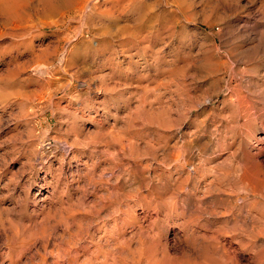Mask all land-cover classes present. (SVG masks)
<instances>
[{"label":"rangeland","instance_id":"1","mask_svg":"<svg viewBox=\"0 0 264 264\" xmlns=\"http://www.w3.org/2000/svg\"><path fill=\"white\" fill-rule=\"evenodd\" d=\"M57 263L264 264V0H0V264Z\"/></svg>","mask_w":264,"mask_h":264},{"label":"bare ground","instance_id":"2","mask_svg":"<svg viewBox=\"0 0 264 264\" xmlns=\"http://www.w3.org/2000/svg\"><path fill=\"white\" fill-rule=\"evenodd\" d=\"M62 60H63V59H62ZM33 71H34V73H36V74H37V73H39V74H44V73H49V72L51 71V68H50L49 66L46 67L45 65H44V67H41V65L38 64V65H36V66L33 68ZM64 145H65V144H64ZM61 146H62V145H61ZM46 147H47L48 149L55 148V147H52V144H50V143H49V145L46 146ZM63 151H64L65 153H68V152H69V147H65V146H64ZM79 203H80V202H79ZM79 203H78V204H79ZM100 209H101V208H100ZM100 209H99V210H100ZM119 210H120V211H124V210H121V209H119ZM66 211H67V210H66ZM66 211H63V212H66ZM97 211H98V209H97ZM120 211H119V213H120ZM59 212H60V211H59ZM63 212H62V213L60 212V213L63 214ZM95 212H96V211H95ZM98 212H100V211H98ZM121 213H122V212H121ZM97 214H98V213H97ZM97 214H96V216H97ZM122 214H123V213H122ZM66 215H67V214H66ZM94 215H95V214H94ZM118 215H119V214H118ZM56 216H57V215H55L54 217H56ZM61 216H62V215H61ZM61 216H59V218H60ZM64 216H65V215L63 214L62 217H64ZM67 216H68V215H67ZM98 216H99V214H98ZM57 217H58V216H57ZM57 217H56V218H57ZM94 217H95V216H94ZM120 217H121V216H120ZM123 217H124V216H122L121 218H123ZM64 218H65V217H64ZM66 218H67V217H66ZM49 219H52V218L49 216L47 220H49ZM54 219H55V218H54ZM54 219H52V220H54ZM62 219H63V218H62ZM62 219H61V220H62ZM72 219H73V218H72ZM55 220H56V222L59 223L58 219H55ZM55 220L53 221V223H55ZM61 220H60V221H61ZM121 220H122V219H121ZM123 220H124V219H123ZM66 221H67V220H66ZM66 221H65V222L62 221V222H63V223H66ZM124 221H125V220H124ZM49 222H50V221H49ZM94 222H95V221H94ZM50 223H51V222H50ZM58 223H56V224H58ZM63 223H62V225H63ZM85 223H86V222H85ZM46 224H47V223H46ZM66 224H68V222H67ZM73 224H74V223H73ZM75 224H76V223H75ZM78 224H79V226H80V223H78ZM120 224H124V222H122V223H120ZM52 225H53V224H51V225L49 224L50 227H51ZM59 225L61 226V222H60ZM47 226H48V225H45L46 228H47ZM49 226H48V227H49ZM53 226H54V225H53ZM64 226H65V225H64ZM70 226H71V225L68 224V227H69V228H71ZM81 226H82V225H81ZM57 227H58V226H56V228H57ZM65 228H66V227H65ZM65 228H64V229H65ZM69 228H68V229H69ZM82 228H83V227H82ZM82 228H81V230H82ZM31 229H32V228H31ZM44 229H45V228H44ZM66 229H67V228H66ZM77 229H78V227H77ZM77 229H76V230H77ZM84 229H85V232H84ZM84 229H83V233H84V235H85V234H87V232H88L89 230H88V228H87V229L84 228ZM19 230H20V229H19ZM22 230H23V229H22ZM27 230H28V229H27ZM35 230H36V229H35ZM51 230H52V229H51ZM55 230H56V229H55ZM55 230H54V231H55ZM76 230H75V231H76ZM78 230H79V229H78ZM81 230H79V231H81ZM118 230H120V229H118ZM62 231H63V230H62ZM65 231H68V230H65ZM69 231H70V230H69ZM69 231L66 232V233H69V234H70V233L72 232V231H70V232H69ZM86 231H87V232H86ZM20 232H22V231H20ZM32 232H34V230H33ZM52 232H53V231H52ZM76 232L78 233V231H76ZM118 232H119V231H118ZM43 233H46V232L43 230L40 236H42ZM50 233H51V232H50ZM61 233H62V234H59V235H63V233H65V232L63 231V232H61ZM77 233H76V235H75V232H74V235H75L76 237L79 235V233H78V234H77ZM81 233H82V232H81ZM81 233H80L79 238L82 237V236H81ZM83 233H82V234H83ZM89 233H90V232H89ZM123 233H124V231H122V234H123ZM22 234H23V232H22ZM22 234H21V235H22ZM37 234H39V233H37ZM69 234H68L69 237H70V235H71V237H73V234H70V235H69ZM118 234H119V233H118ZM28 235H29V232H28ZM52 235H53V233H52ZM52 235H51V236H52ZM54 235H55V234H54ZM59 235H58V236H59ZM87 235H88V234H87ZM15 236H16V235H15ZM43 236H44V238L46 237V235H44V234H43ZM43 236H42L41 238H43ZM51 236H49V237H51ZM118 236H119V235H118ZM21 237H22V236H21ZM34 237H35V234H34V236H33L32 238H34ZM47 237H48V236H47ZM54 237H56V236H54ZM76 237L73 238V239H76ZM90 237H92V236H90ZM19 238H20V236H19ZM19 238H18V239H19ZM35 238H36V237H35ZM39 238H40V237H39ZM39 238H38V239H39ZM67 238H68V237H67ZM22 239H23V238H22ZM48 239H50V238H48ZM61 239H62V241H63V238H61ZM69 239H70V238H69ZM73 239H70V240H73ZM91 239H92V238H91ZM28 240H29V239H28ZM40 240H42V239H40ZM55 240H56V239H55ZM64 240H65V242H66V237H65ZM81 240H82V239H81ZM16 241L18 242V240H16ZM16 241H13V243H15ZM25 241H26V239H24V242H25ZM38 241H39V240H38ZM47 241H48V240H47ZM53 241H54V240H53ZM73 241H74V240H73ZM17 242H16V243H17ZM22 242H23V241H22ZM22 242H21V244H22ZM28 242L30 243V241H28ZM31 242H32V241H31ZM35 242H36V241H35ZM43 242H44V241H43ZM45 242H46V241H45ZM51 242H52V241H51ZM55 242H56V241H55ZM55 242H53V243H55ZM32 243H33V242H32ZM57 243H58V242H57ZM76 243H77V239H76ZM24 244H25V243H24ZM44 245H45V244H44ZM44 245H43V246H44ZM55 245H57V244H55ZM58 245H59V244H58ZM61 245H62V244H61ZM69 245L71 246L70 248L73 249L72 246H73L74 244H73V245L68 244V246H67V242H66V246L69 247ZM21 246H22V245H21ZM30 246H31V245H30ZM32 246H33V245H32ZM74 246H76V244H75ZM85 246H86V244H85ZM18 247H19V246H18ZM55 247H56V246H55ZM16 248H17V247H16ZM20 248H22V247H20ZM62 248L65 249L64 246H62ZM62 248H61V249H62ZM74 248H75V247H74ZM79 248H80V247H79ZM82 248H83V247H82ZM17 249H18V248H17ZM63 249H62V251H63ZM83 249H85V248H83ZM19 250H20V249H19ZM66 250L68 251V248L64 250L63 255H64V253L66 252ZM78 250H79V249H78ZM87 250H88V249H86V252H87ZM16 251H17V250H16ZM73 251H75V249H74ZM21 252L23 253V251H21ZM76 252H77V251H76ZM76 252H75V253H76ZM16 253H17V252H16ZM67 253H68V252H67ZM75 253H74V255H75ZM77 253H78V252H77ZM65 254H66V253H65ZM78 254H79V253H78ZM78 254H76V256H77ZM67 255H69V254H66V257H67ZM70 255H71V254H70ZM60 256H61V255H60ZM64 256H65V255H64ZM71 256H72V255H71ZM76 256H75V258H77ZM72 257L74 258V256H72ZM89 259H90V258H89ZM91 259H92V257H91ZM75 260H76V259H75ZM68 261L70 262V260H68ZM68 261H66V262H68ZM58 263H59V262H58ZM58 263H57V264H58ZM72 263H73V262H72ZM72 263H71V264H72ZM82 263H84V262H82ZM86 263H87V262H86ZM88 263H89V262H88ZM79 264H81V263H79ZM192 264H193V263H192Z\"/></svg>","mask_w":264,"mask_h":264}]
</instances>
